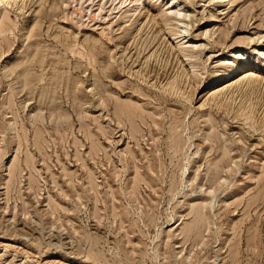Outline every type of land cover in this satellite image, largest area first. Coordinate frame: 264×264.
Wrapping results in <instances>:
<instances>
[{
  "label": "rangeland",
  "instance_id": "obj_1",
  "mask_svg": "<svg viewBox=\"0 0 264 264\" xmlns=\"http://www.w3.org/2000/svg\"><path fill=\"white\" fill-rule=\"evenodd\" d=\"M122 1L0 0V264H264V0Z\"/></svg>",
  "mask_w": 264,
  "mask_h": 264
},
{
  "label": "bare ground",
  "instance_id": "obj_2",
  "mask_svg": "<svg viewBox=\"0 0 264 264\" xmlns=\"http://www.w3.org/2000/svg\"><path fill=\"white\" fill-rule=\"evenodd\" d=\"M26 1V0H25ZM81 1V0H80ZM141 0H123L122 2H121V7L122 8H126V5L127 6H129V8L131 7V8H136L137 6H138V4H139V2H140ZM16 2V1H15ZM14 2V3H15ZM128 3V4H127ZM21 5V4H20ZM23 7V6H22ZM100 7V6H99ZM120 7V6H119ZM102 8V7H101ZM122 10V9H121ZM120 10V11H121ZM124 10V9H123ZM122 10V11H123ZM126 10V9H125ZM124 10V11H125ZM122 13V12H121ZM4 29H1V31H3ZM184 37H187V36H184ZM238 68H240V66L238 65V66H236V68H235V70L236 69H238ZM234 69V68H233ZM26 70H25V68L23 69V73H22V76H23V79H25V86H27V80H29L30 79V77L28 76V75H26V72H25ZM252 77V76H251ZM251 77H250V80H251ZM248 78V77H247ZM253 79V78H252ZM256 79V78H255ZM257 80V79H256ZM174 82V81H173ZM250 83L252 82V80L251 81H249ZM255 81H254V79H253V83H254ZM247 83V82H246ZM249 83V84H250ZM170 84H172V83H170ZM255 84V83H254ZM172 85H174V83L172 84ZM171 85V86H172ZM250 86H251V84H250ZM163 87V86H162ZM175 88V87H174ZM248 88H249V86H248ZM251 88V87H250ZM170 89V88H169ZM246 91V90H245ZM217 96V95H216ZM214 97H215V95H214ZM218 100V99H217ZM216 100V101H217ZM220 100V99H219ZM229 101V100H228ZM251 103V102H250ZM257 104V103H256ZM245 105V104H244ZM243 105V106H244ZM249 106V105H248ZM248 106H247V108H248ZM251 106V105H250ZM239 108H241V107H239ZM250 109V108H249ZM249 109H247V110H249ZM253 109V108H252ZM246 110V109H245ZM128 112H130V111H128ZM240 112H241V110H240ZM239 112V113H240ZM244 112V111H243ZM243 112H242V114H243ZM247 112H249V111H247ZM246 112V113H247ZM123 113H125V112H123L122 110L120 111V114H119V116H122V115H124ZM238 113V112H237ZM130 115H131V113H129ZM253 114V113H252ZM246 115V117L248 118V119H251L253 116H254V114H253V116H249V115H247V114H245ZM251 115V114H250ZM132 116H133V113H132ZM242 116V115H241ZM128 117H129V115H128ZM246 117H245V119H246ZM130 118V117H129ZM237 119V118H236ZM255 122H256V120H255ZM263 122V121H262ZM256 124V123H255ZM254 125V124H253ZM263 126V125H262ZM261 127V126H260Z\"/></svg>",
  "mask_w": 264,
  "mask_h": 264
}]
</instances>
